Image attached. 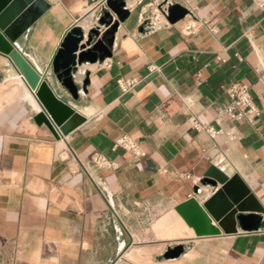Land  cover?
<instances>
[{
  "label": "crops",
  "instance_id": "1",
  "mask_svg": "<svg viewBox=\"0 0 264 264\" xmlns=\"http://www.w3.org/2000/svg\"><path fill=\"white\" fill-rule=\"evenodd\" d=\"M45 1L14 42L0 39V264H264V225L225 233L202 220L214 188L200 184L210 166L238 174L264 209V9L256 0H125L111 57L78 67L88 84L73 100L51 61L72 27L86 37L106 0ZM166 1L189 13L169 23ZM10 49L82 124L56 138L34 121L41 104ZM119 78L135 86L122 92ZM235 83L260 110L253 123L223 116ZM122 136L138 154L113 147ZM94 154L115 168L95 166ZM179 244L177 259L160 257Z\"/></svg>",
  "mask_w": 264,
  "mask_h": 264
},
{
  "label": "water",
  "instance_id": "2",
  "mask_svg": "<svg viewBox=\"0 0 264 264\" xmlns=\"http://www.w3.org/2000/svg\"><path fill=\"white\" fill-rule=\"evenodd\" d=\"M164 16L173 24L183 19L188 9L179 3L164 2ZM48 7L45 0H0V39L14 42ZM129 15L125 0H106L97 18L84 36L79 25L72 27L63 37L51 61V73L73 100L79 91L86 92L87 73L81 82L76 80L78 67L83 64L101 63L111 57L114 33L119 23ZM101 26L104 30H101ZM85 39L84 42H82ZM10 56L41 104L34 121L44 124L54 137L67 135L85 120L79 112L57 97L46 80L28 65L15 51ZM202 186H211L213 193L202 203V220L210 216L225 233H235L238 225L243 231H257L264 225V209L238 174L227 176L210 166L200 179ZM199 193V187H194ZM195 206L193 198L186 204ZM193 223V222H192ZM184 252V245L168 247L161 254L163 259H177Z\"/></svg>",
  "mask_w": 264,
  "mask_h": 264
},
{
  "label": "built area",
  "instance_id": "3",
  "mask_svg": "<svg viewBox=\"0 0 264 264\" xmlns=\"http://www.w3.org/2000/svg\"><path fill=\"white\" fill-rule=\"evenodd\" d=\"M256 1L259 8L264 9V0ZM163 12H165V9ZM184 30L191 31V27L186 26ZM116 82L122 92H128L135 86V82L132 80L119 78ZM226 92L230 101L223 110V116L226 119L232 121H245L248 123H253L254 120L259 116L260 110L254 104L248 89L242 84L235 83L232 84L226 90ZM206 131L211 137H215L216 135L222 133L221 129H213L211 127L207 128ZM118 146L134 154H138L137 145L127 136H122L115 140L113 147L116 148ZM91 162L98 167L115 168L114 163L101 154H94L91 158ZM197 181L199 182V179Z\"/></svg>",
  "mask_w": 264,
  "mask_h": 264
},
{
  "label": "bare ground",
  "instance_id": "4",
  "mask_svg": "<svg viewBox=\"0 0 264 264\" xmlns=\"http://www.w3.org/2000/svg\"><path fill=\"white\" fill-rule=\"evenodd\" d=\"M82 75V74H81ZM77 77H79V76H77Z\"/></svg>",
  "mask_w": 264,
  "mask_h": 264
}]
</instances>
